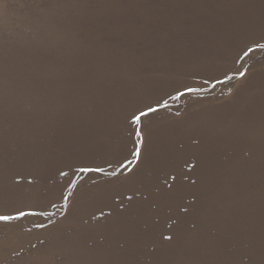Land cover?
I'll return each mask as SVG.
<instances>
[{"label": "rangeland", "instance_id": "1", "mask_svg": "<svg viewBox=\"0 0 264 264\" xmlns=\"http://www.w3.org/2000/svg\"><path fill=\"white\" fill-rule=\"evenodd\" d=\"M124 9L0 0V264H264V0Z\"/></svg>", "mask_w": 264, "mask_h": 264}, {"label": "bare ground", "instance_id": "2", "mask_svg": "<svg viewBox=\"0 0 264 264\" xmlns=\"http://www.w3.org/2000/svg\"><path fill=\"white\" fill-rule=\"evenodd\" d=\"M93 2V9H100L105 11L106 13L112 15L116 19H120L124 9V0H90ZM10 31V30H9ZM14 34V33H12ZM0 97L1 99L11 100L14 104L16 110H21L23 114L32 115L34 110L35 102L32 98H24L23 95L19 92L16 85H11L9 89H3L0 86ZM25 101L26 105L23 106L22 102ZM24 128L25 129H35L36 125L33 121L24 120ZM6 153H11L10 151H6ZM15 153L23 154H34V150H18ZM16 160L24 162L25 160L22 158H16Z\"/></svg>", "mask_w": 264, "mask_h": 264}, {"label": "snow or ice", "instance_id": "3", "mask_svg": "<svg viewBox=\"0 0 264 264\" xmlns=\"http://www.w3.org/2000/svg\"><path fill=\"white\" fill-rule=\"evenodd\" d=\"M259 47L264 48V45H259ZM248 51L250 52V51H252V49H249ZM244 55H248V52H245ZM156 111H158V109L149 106L148 109H147V111L141 110L139 112V114H135L134 113L132 115V117H131V121L136 126H139V125H141L143 118L149 116L150 113H153V112H156ZM135 135H137V136L140 135V131H139V128L138 127L135 130ZM133 155L137 158V161H139V157L141 155L139 148H137L135 150V152L133 153ZM131 163H132V161H128V164H131ZM122 167H125V168H127L128 171H131V169L128 168L127 165H122ZM82 171H103V169H101V168H96V169H82ZM113 174H115V173H113ZM128 199L131 200V197H129ZM36 214L37 213H24V212H19L17 216L3 214V215H0V221H11V220H14V219H19L20 217L25 216V215H36ZM165 239L171 240L172 237L171 236H166Z\"/></svg>", "mask_w": 264, "mask_h": 264}]
</instances>
